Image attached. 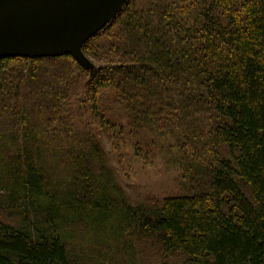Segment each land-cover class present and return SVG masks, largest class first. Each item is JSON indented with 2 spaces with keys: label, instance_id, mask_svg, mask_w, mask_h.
Listing matches in <instances>:
<instances>
[{
  "label": "trees",
  "instance_id": "16d2710c",
  "mask_svg": "<svg viewBox=\"0 0 264 264\" xmlns=\"http://www.w3.org/2000/svg\"><path fill=\"white\" fill-rule=\"evenodd\" d=\"M82 50L0 59V264H264V0H126ZM107 136L186 192L130 203Z\"/></svg>",
  "mask_w": 264,
  "mask_h": 264
},
{
  "label": "water",
  "instance_id": "95a60500",
  "mask_svg": "<svg viewBox=\"0 0 264 264\" xmlns=\"http://www.w3.org/2000/svg\"><path fill=\"white\" fill-rule=\"evenodd\" d=\"M126 0H0V59L74 56L91 67L82 47L115 19Z\"/></svg>",
  "mask_w": 264,
  "mask_h": 264
},
{
  "label": "rangeland",
  "instance_id": "374dc122",
  "mask_svg": "<svg viewBox=\"0 0 264 264\" xmlns=\"http://www.w3.org/2000/svg\"><path fill=\"white\" fill-rule=\"evenodd\" d=\"M90 68L93 71L95 67ZM130 143L127 137L115 140L107 136L103 144L117 181L130 203L146 200L158 202L169 195L186 192L188 180L182 178L177 160L166 158L157 147H146L142 155H136Z\"/></svg>",
  "mask_w": 264,
  "mask_h": 264
}]
</instances>
